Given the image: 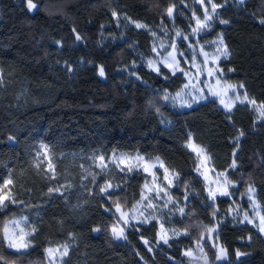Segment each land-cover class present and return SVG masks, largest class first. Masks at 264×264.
Listing matches in <instances>:
<instances>
[{
    "label": "trees",
    "instance_id": "obj_1",
    "mask_svg": "<svg viewBox=\"0 0 264 264\" xmlns=\"http://www.w3.org/2000/svg\"><path fill=\"white\" fill-rule=\"evenodd\" d=\"M191 1L32 0L31 13L28 0H0V183L10 178L21 200L41 204L26 251L11 250L3 240L5 223L25 205L0 209V264H47V246L69 236L74 243L64 264H188L183 249L199 240L249 184L264 213V117L256 122L246 104L228 114L214 99L186 110L171 108L163 98L180 88L182 74L166 68L156 73L142 64L135 76L120 69L135 59L134 50L148 54V31L130 27L123 41L101 40L112 33L114 9L157 24L176 6L174 23L187 30L191 15L181 4ZM219 14L227 24L216 23L206 36L223 34L229 49L223 72L264 105V0H231ZM190 137L205 147L215 170L228 169L237 183L234 197L209 198L185 146ZM38 142L56 154L116 150L159 157L178 175L173 194L186 198V210L175 224L187 236L157 244L152 221L128 228L124 239L116 240L110 231L114 208L133 205L145 174L119 173L117 187L106 195L98 181L84 204L74 207L48 193L47 181L32 165L30 151ZM233 161L236 167L229 169ZM216 234L227 258L213 263L215 254L207 246L208 264H264V237L252 225L225 220L217 223Z\"/></svg>",
    "mask_w": 264,
    "mask_h": 264
},
{
    "label": "rangeland",
    "instance_id": "obj_2",
    "mask_svg": "<svg viewBox=\"0 0 264 264\" xmlns=\"http://www.w3.org/2000/svg\"><path fill=\"white\" fill-rule=\"evenodd\" d=\"M230 1L221 0L220 3H217L211 0L210 3L209 0H203V2L202 0H192L189 3H182L181 5L191 15L187 30L181 29L174 23L173 15L176 6L171 7L173 9L171 16L167 12L166 20L157 24L133 20L114 9L112 15L115 24L112 33L103 34L101 40L123 41L126 39L127 30L130 27L148 31L150 34L148 54L135 51L131 46L135 59L123 65L120 68L121 71L135 76L134 69L142 64L148 70L156 73H160L161 68H166L172 74L180 73L184 78L180 88L174 92L166 93L163 98L164 103L171 108L186 110L207 99H214L225 112L231 114L235 106L246 104L253 111L255 121L258 122L264 117V105L251 98L245 88L241 87V84L229 81L223 72L221 63L229 57V49L224 42L222 32H217L213 37L206 36L216 23L221 26L227 24L222 23L226 20L221 18L219 11ZM235 1L243 3L245 0ZM212 3L219 5L215 11L212 9ZM34 8L29 9L27 2L29 12L32 13ZM206 10L207 15L212 17L211 19L206 20ZM198 20L205 26L201 27L197 23ZM137 23L144 27L138 28ZM225 48L227 49L226 55L224 54ZM3 82L4 77L0 71V85H3ZM189 143L198 149L202 148L203 154L194 151L192 147L188 146ZM185 146L195 158L194 170L202 179L209 198L234 197L237 183L230 177L228 169L215 170L208 151L202 145L195 143L192 137L187 140ZM30 160L36 171L42 174L47 181L48 193L58 194L65 200H70L74 207L84 204V200L90 196L98 181H102L101 193L106 195L117 187L116 180L119 173L141 170L146 178L141 186L140 196L129 209L119 206L120 211H117V206H115V222L110 229L112 236L116 240H123L128 228L147 225L152 221L156 222L158 227L157 244L169 245L172 240L187 236V232L175 224V219L181 218L186 210V198H177L173 194L178 175L165 166L159 157H148L139 152L127 153L116 150L110 153L92 150L85 153L56 154L48 144L38 142L31 148ZM233 163L234 161L231 162L229 169H235L236 163L234 167ZM49 164L52 165L51 168H49ZM165 169L168 171L166 172ZM9 180L10 178H6L0 183V194H7L11 198L5 200L4 205L6 206H0V209H5L10 205L24 204L25 206L5 223L3 240L11 250L26 251L32 246L31 237L36 230V222L39 218L38 207L41 204H32L29 203V200H21L11 183L6 185ZM250 187L253 189L251 192L249 191ZM225 189L229 194L221 195ZM210 192L215 193L214 198L210 196ZM245 214L253 219L255 224H259V215H264L262 205L257 198L256 188L252 184H249L244 192L237 196L235 202L227 208L213 226L208 227L201 234L199 240L195 241L192 246L183 249L187 263L208 264L211 262L207 246L211 247L210 249L215 254L213 263L224 261L227 255L222 259H217L220 249H225L216 234L217 223L230 220L233 224H249L258 230L254 224L244 220ZM113 228H116L117 231L123 229V236L118 238L113 233ZM209 229H215V231L210 232ZM261 234L264 237V233ZM162 236L167 238V243L161 239ZM10 242L14 243L16 247H9ZM73 243L74 238L69 236L66 241L48 245L46 248L47 264H64L67 257L61 258L58 254L50 256L48 249L63 251V246L67 245L70 250ZM24 244H27V247H24ZM189 251L191 255L186 254Z\"/></svg>",
    "mask_w": 264,
    "mask_h": 264
},
{
    "label": "snow or ice",
    "instance_id": "obj_3",
    "mask_svg": "<svg viewBox=\"0 0 264 264\" xmlns=\"http://www.w3.org/2000/svg\"><path fill=\"white\" fill-rule=\"evenodd\" d=\"M202 2H203V0H202ZM209 2L211 3V0H209ZM28 7H29V9H32V8L35 7V5L32 3V0H28ZM217 7H219V5H217V4H215V3H212V9H213V11H215V9H216ZM172 11H173L172 8H169V9H168V15H169V16L172 15ZM114 15H115V13H114ZM205 18H206V20L212 18L211 16L207 15V10H206V17H205ZM261 22L264 23V21H261ZM197 23L200 24L201 27L205 26V25L202 24L199 20L197 21ZM222 23H227V21H222ZM136 26H137L138 28H139V27H144V25H141V24H139V23H137ZM194 31H196V29H194ZM77 39H80V37L77 36ZM224 54H225V55L227 54V49H226V48H225ZM173 59H175V58L173 57ZM209 74L211 75L212 73L210 72ZM101 75H103V71H101ZM241 87H243V85H241ZM252 103H255V101H252ZM226 107H227V106H226ZM188 146H189V147H192L194 151H197V152H198V154H203V152H204V150H203L202 148H199V149H198V148H197L195 145H193L192 143H189ZM101 160H103V157H101ZM161 166H163V165L161 164ZM234 166H235V162L233 163V167H234ZM51 167H52V165L49 164V168H51ZM129 170H131V168H129ZM165 171L167 172L168 170L165 169ZM166 178H167V177H166ZM10 183H12L11 180L7 181V182H6V185H7V184H10ZM50 191H51V190H50ZM102 191H104V189H102ZM249 191L251 192V191H253V189L250 187V188H249ZM228 194H229V193L227 192V189H225V191H223V192L221 193V195H228ZM210 196L214 198V197H215V193H214V192H210ZM9 199H11V198H10V196H8L7 194H0V206H6V205H4V201H5V200H9ZM12 202H15V201H12ZM117 211H120V207H119V205H117ZM122 215H124V214L122 213ZM244 220L247 221V222L250 223V224H254V225L258 228V230H259L261 233H264V215H259V224H255V221H254L253 219L249 218V216H248L247 214H245V216H244ZM94 231H99V229H94ZM209 231H210V232H213V231H215V229H209ZM113 233L119 238V237L123 236V229H120L119 231H117L116 228H113ZM161 239L164 241V243H167V242H168V241H167V238L164 237V236H162ZM145 243L147 244V241H145ZM23 246H24V247H27V244H24ZM9 247H16V245H15L14 243H11V242H10ZM48 252H49V255H50V256H53V255L58 254L61 258H63V257H65V256L68 255V253H69V248H68L67 245H64V246H63V251H60L59 249H48ZM186 254H187V255H191V252L189 251V252L186 253ZM226 255H227L226 250L223 249V248H221V249H220V252H219V255H217V259H218V260H219V259H222V258H224ZM237 255H240V253L238 252Z\"/></svg>",
    "mask_w": 264,
    "mask_h": 264
}]
</instances>
